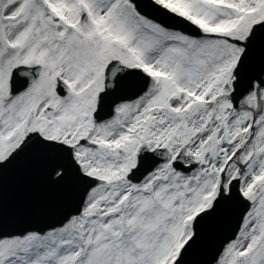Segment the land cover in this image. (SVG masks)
<instances>
[{"label": "snow or ice", "instance_id": "obj_1", "mask_svg": "<svg viewBox=\"0 0 264 264\" xmlns=\"http://www.w3.org/2000/svg\"><path fill=\"white\" fill-rule=\"evenodd\" d=\"M0 264H264V0H0Z\"/></svg>", "mask_w": 264, "mask_h": 264}]
</instances>
